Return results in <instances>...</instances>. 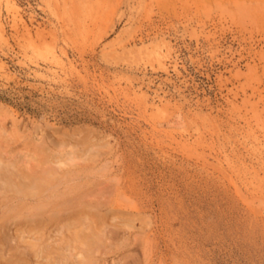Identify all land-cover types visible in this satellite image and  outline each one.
<instances>
[{
	"label": "rangeland",
	"instance_id": "374dc122",
	"mask_svg": "<svg viewBox=\"0 0 264 264\" xmlns=\"http://www.w3.org/2000/svg\"><path fill=\"white\" fill-rule=\"evenodd\" d=\"M10 2L3 135L20 149L91 134L103 191L122 183L146 220L101 264H264V14L226 0Z\"/></svg>",
	"mask_w": 264,
	"mask_h": 264
},
{
	"label": "bare ground",
	"instance_id": "6f19581e",
	"mask_svg": "<svg viewBox=\"0 0 264 264\" xmlns=\"http://www.w3.org/2000/svg\"><path fill=\"white\" fill-rule=\"evenodd\" d=\"M226 2L229 5L234 4L233 6L237 8L240 7L241 12L246 8L248 17L257 19L264 17H260L264 14V11L261 12L264 10V0H226ZM4 5L7 8L12 4L10 0H4ZM3 29L0 24V38L4 40ZM24 30L27 31L26 28ZM30 41L28 39V42ZM33 47L37 46L33 45ZM2 112L4 109L0 106V115ZM9 122L14 123L11 119ZM4 129L3 122H0V264H101L104 255L129 247L130 237H123L120 229L125 227L131 232L134 228V219L141 220L142 215L129 211L135 206L136 200H133V206L132 196L129 192L128 195L121 188L122 186L119 187L122 183L119 185L116 183L111 190L105 187L108 192L103 191L105 190L103 181L99 179L103 173L99 174L100 170L96 171L95 167L99 166L101 156L106 153V150L102 151L103 148L105 149L104 142L94 141V136L92 137L91 134L81 135L72 131L59 134L57 132L55 136L51 135L52 132L46 134L49 140L45 141L48 142H43L42 139L40 140L42 143L33 144L31 141L25 147L15 149L12 143H8L7 136L3 135ZM256 137L253 136L254 139ZM259 149L256 148L258 151ZM145 221L141 220L140 223L144 226ZM150 246L147 245L149 248ZM133 261L135 260L130 259L122 264H135Z\"/></svg>",
	"mask_w": 264,
	"mask_h": 264
}]
</instances>
